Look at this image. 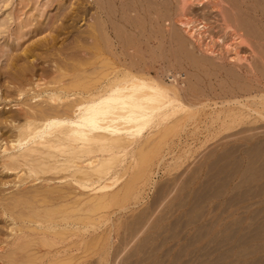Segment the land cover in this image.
I'll return each instance as SVG.
<instances>
[{"label": "bare ground", "instance_id": "bare-ground-1", "mask_svg": "<svg viewBox=\"0 0 264 264\" xmlns=\"http://www.w3.org/2000/svg\"><path fill=\"white\" fill-rule=\"evenodd\" d=\"M64 1H56L59 13ZM77 1L72 13L63 9L54 17L62 18L61 26L54 18L45 24L56 35L37 44L42 54L30 47L27 65L20 56L11 64L15 87L4 99L16 100L19 109L0 112L7 140L1 148L12 151L1 166L25 186L0 195L3 217L11 220L10 233L0 234V264H113L159 205L148 202L157 174L177 173L196 146L229 131L230 123L264 122V31L244 20V0H175L174 17L171 0ZM139 6L151 29L138 37L133 28L144 27ZM211 15L224 31L217 39ZM87 20V29L77 27ZM204 36L222 47L220 56L210 43L204 51L218 62L219 82L196 89L193 73L177 66L184 58L203 63L188 41ZM169 37L173 49L165 46ZM153 38L158 58L167 61L155 76L148 68ZM44 53L47 59L57 53L56 65L38 75L34 61ZM56 180L62 182L50 184Z\"/></svg>", "mask_w": 264, "mask_h": 264}, {"label": "rangeland", "instance_id": "rangeland-1", "mask_svg": "<svg viewBox=\"0 0 264 264\" xmlns=\"http://www.w3.org/2000/svg\"><path fill=\"white\" fill-rule=\"evenodd\" d=\"M56 1L0 0V112L19 109L14 106L15 103H18L16 100L4 99L6 93L11 92L15 87L13 82L15 69L11 68L12 61L20 56L21 58H18L20 64L27 65L28 59L25 58L27 61L24 59L26 57L25 51L28 48L31 49L30 47L35 48L36 46L38 48L37 44H45L48 42L47 39H52L56 35L54 30L48 28V25V29L45 28V24H49L51 20L55 19V16L57 18L56 14L59 12L56 8H58L59 3L57 4ZM171 1L169 14L174 17L176 1ZM256 1L244 0V20L248 19L249 21L251 19L250 21L255 26L264 31V14L262 12L264 6L261 8L260 5L262 4ZM77 2V0H66L61 9H64L63 11L66 13H72ZM62 10L60 13H63ZM142 11L144 10L140 8L138 12L141 21L144 22V27L141 23L142 28H139L142 29L141 31L138 28H133L138 37L140 36L139 32L145 34V30L151 29L150 23L145 22L144 15H142L145 12ZM60 13L59 17L61 16ZM118 15L120 16L119 13ZM212 17L215 15H211L208 22L214 29L212 31L213 36L217 39L224 35V31L220 27L221 23L217 22L219 19L214 20ZM55 20L57 21L54 24L55 27L62 25V18ZM89 22V20L80 21L77 27L85 30L90 24ZM169 22L167 21V24ZM41 23H44L42 28L45 30L38 33L36 31L41 27ZM183 35L186 36L184 30ZM66 38L65 34L61 35L59 37L60 43ZM153 39L156 40H151L153 51L156 49V53L153 52L154 56L150 52L147 54L144 44H142V53L156 58L155 60L153 58L148 60L150 73L155 76L156 73L165 70L164 66L167 61H165L166 59L163 60L162 57H159L161 59L158 58L159 50L156 48L158 40ZM169 39L170 37L166 38L165 46L167 49H173L176 44L172 38ZM71 42L74 43L73 40ZM209 43L216 55L220 56L222 47L220 48L217 42L213 44L208 36L201 38L200 43L192 42L189 39L188 49L192 51L191 53L194 52L198 62L203 60V63L199 62L200 64L195 66L184 58L181 65L177 66L179 70L180 68L183 70L182 72L188 70V72L193 73L191 81L193 88L196 87V89L200 85L203 87L207 85L208 87L209 83H215L218 87V83H216L219 82L218 76L213 74L217 73L214 65H217L215 62H218L215 57L206 55L204 52ZM37 48V54L38 51L39 54L44 52L41 51L40 47ZM242 52L245 54L248 50L243 48ZM170 54H168V58L171 56ZM46 55L44 53L41 58L39 55L36 56L39 60H35L34 63L38 75L42 73L43 68H54L53 65H56V61L58 59V62L60 61L59 52L57 54L59 57L53 55L55 58L51 55L47 59L48 56ZM63 57L61 58L63 62L68 63L69 61H65ZM53 58L57 60L54 62ZM207 58L212 59L208 60ZM51 65L52 67H50ZM206 66L207 68H205ZM205 75L207 76L205 77ZM201 83H204L205 86ZM230 124L231 129L229 131L217 135L214 137L215 139L213 138L203 146H196L193 157L177 173L175 172L176 174L164 175L163 172H160L156 175L155 183L157 185L155 184V187L150 191L148 202L154 204L157 201L156 203L160 207L158 205L157 209L150 205L153 216L149 212L148 223L137 240L127 250L112 257L113 264H264V122L253 124L247 121ZM8 130H10L9 123L3 132ZM6 145L7 140L0 130L1 196L4 195L2 193L5 195L14 193L13 191L16 192L21 186L16 185V174L11 171H3L1 166L2 158L12 153V151L4 153V148L1 147ZM51 182L60 184L62 181H50V184ZM40 183H42L41 179L32 185L35 186ZM24 186L22 184L21 187ZM152 209L156 210L152 212ZM1 210L0 207V234L3 235V233H10L8 227L11 220L4 218ZM152 228H155L154 233ZM147 229H150L151 232Z\"/></svg>", "mask_w": 264, "mask_h": 264}]
</instances>
